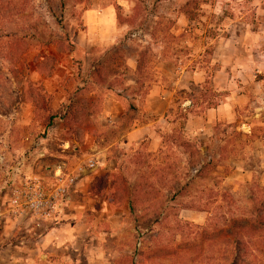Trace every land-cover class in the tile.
<instances>
[{"label":"rangeland","instance_id":"1","mask_svg":"<svg viewBox=\"0 0 264 264\" xmlns=\"http://www.w3.org/2000/svg\"><path fill=\"white\" fill-rule=\"evenodd\" d=\"M187 1L193 19L186 17L188 23L181 32L183 36L172 38L169 29ZM190 1L0 2V25L4 32L16 34V39L4 37L0 50L18 40L15 50L23 48L16 58H0V214L11 218L7 199L19 175L36 174L48 180L49 169L58 161L73 166L88 156L98 161L90 171L104 173L97 175L88 187L96 211L84 212V220L72 230L82 240L72 245L61 243L64 249L57 252L65 255L68 264L263 262L264 230L256 239V245L247 251L231 242L226 229L231 216L252 219L264 210V0H195V5ZM102 8L120 13L122 22H127H116L120 31L116 32L115 40L106 45L97 43L103 35L105 40L110 39L107 29L95 19ZM227 42L239 48L243 42L249 43L247 51L253 55L255 64L223 67L221 58L230 56L227 48H221ZM112 45L114 49L110 50ZM146 49L149 50V75L144 78L135 74L134 66L138 54ZM114 50L123 57L117 59L122 84L112 83L109 88L92 85L93 62ZM236 53L241 55L239 50ZM48 55L55 59L54 70L45 77L36 64L40 56ZM162 60L172 61L180 70L201 71L205 78L191 91L179 94L173 109L176 120L185 113L182 106L185 100L190 101L185 110L193 113L205 110L210 104H219L231 91L239 90L248 100L236 104L234 120L215 123L214 134L209 140L195 141L199 150L193 157L175 147L167 134L164 136V122L155 124L165 142L162 150L154 156L140 150L132 161L135 160L138 172L149 176L157 195L147 206L140 205L130 212L126 199L110 201L112 188L108 173L122 168L129 186L133 184L138 173L131 172L136 169L128 163V149L121 145V136L132 126V118L146 122L153 117L141 110H128L118 122L102 115L90 118L82 126L87 132L83 144L78 147L76 142L73 145L67 142L63 122L55 118L47 126L48 117L52 109L63 108L74 92L86 83L92 85L93 92L132 97L139 90L126 85L133 83L135 77L145 81L144 85L158 79L154 69ZM220 70H223V77L232 79L231 89L214 90L213 77ZM253 77L260 82L259 88L250 92L241 90L244 85L247 90L246 79ZM128 120L130 123L126 125ZM103 167L105 169L101 170ZM199 169L203 177L197 175ZM181 186L185 188L183 193L173 194ZM225 193L231 197V202L221 198ZM214 195H218V208L216 218L208 225L209 213L202 208ZM185 205L188 208H180ZM102 207L106 208L104 215ZM171 211L190 223L183 226L181 232L171 227L170 214L164 219V214ZM63 222L61 216L55 221L38 223L25 216L10 240H26L25 245L31 247L38 242L34 239L38 232ZM49 257L57 256L52 253ZM58 259L57 262L63 261L60 256Z\"/></svg>","mask_w":264,"mask_h":264},{"label":"crops","instance_id":"2","mask_svg":"<svg viewBox=\"0 0 264 264\" xmlns=\"http://www.w3.org/2000/svg\"><path fill=\"white\" fill-rule=\"evenodd\" d=\"M95 17L98 22L95 21L99 23L102 28L107 29L110 34V39L105 40V35H103L97 43L101 45L112 43L116 38V32L120 31L116 27V14L112 13L110 9L102 8L98 10V14L95 15ZM187 23L188 19L180 12L169 29L171 34H180L185 26H187ZM222 46L225 47H221L223 48L222 50L227 48L230 55L221 58L223 67L236 64H242L247 67L255 64L253 55L247 51L249 43L243 42L240 48L234 47L228 42ZM238 50L241 55L236 53ZM155 68L156 69L154 70L158 79L152 81L143 102L140 103L134 101L131 97L127 98V96L123 94L120 96L118 93L106 92L103 99V109L100 113V115L107 116L118 122L121 120V115L128 107L129 99L134 104L141 105V108L138 110L153 117L152 120L146 122H139L137 118H132V126H130L125 134L121 136V145L128 149L127 154H129L128 156L130 157L128 163L133 166V169H136V173H138L137 168L134 166L136 163L135 160H132L136 159L140 150L145 151V154L147 155L154 156V153L161 151L164 146L165 142H163V137H160L158 134L160 132L157 129L158 125H155L158 122H164V131H166L164 136L172 131L181 129L184 138L187 140L201 142L209 140L212 137L215 131V123L217 121L227 120L228 122H231L234 120L236 104H242L248 100V97H246L245 94L240 93L239 90L237 92L231 91V94L216 106H209L201 112H187L185 118H181L179 115L180 119L176 120L174 118L175 113L173 109L176 106L179 94L191 91L194 86H198L204 82L205 78L201 71L180 70L170 60H162L158 62ZM135 70L136 66H134V71ZM222 71L223 70H220L213 77L212 86L215 91L229 90L233 86L232 79H229V77L227 78V76L223 77L224 73H222ZM136 79L137 78L135 77L134 82L126 86H134ZM246 82L248 83L247 90H245V85L241 87V90H244L245 92H250V90H254L256 87L259 88L260 86V82L255 80L254 77L246 79ZM67 142L69 141L67 140ZM136 151L138 152L137 154H135ZM84 158L83 160L79 159L78 162H80V160L85 161L88 158L95 159L92 156ZM95 160L98 162L97 159ZM78 162L76 161L75 164ZM104 169L105 167L101 168V170ZM117 170L118 169L116 168L111 170L108 173L109 177L111 173H114ZM107 171L108 169L105 172ZM100 174L104 173L101 172L97 174L96 171L91 172L90 170H87L81 175L69 197V200L62 209L60 216L61 219L64 220L63 224L56 227H45L44 230L38 232L36 238H34L35 240L38 239V242L31 246L33 248L25 245L26 240L23 241L19 239L14 242L10 240V237L14 234L16 229L20 227L22 217L11 216V218H9L0 214V223H2V228L0 227V264H68L64 259L65 255H58L57 252L59 249L61 251L64 249V245L61 243L65 244L68 242L72 245L73 243L82 240V237L77 235V233H74L72 230L77 229L79 223L84 220L82 216L84 212L89 210L96 211V208L92 207V198L89 195L88 187L92 180ZM105 211L106 208L102 207L103 215ZM103 219H106V217H103ZM52 253L57 257H49ZM58 256H60L64 262H57L59 260ZM42 258L44 260H42Z\"/></svg>","mask_w":264,"mask_h":264},{"label":"trees","instance_id":"3","mask_svg":"<svg viewBox=\"0 0 264 264\" xmlns=\"http://www.w3.org/2000/svg\"><path fill=\"white\" fill-rule=\"evenodd\" d=\"M192 4H196L195 0H191ZM190 1V2H191ZM1 2V0H0ZM189 1L185 2L184 10L180 12L186 15L188 19H193V15L189 10ZM131 18V17H130ZM116 19L118 23H127L125 20L122 22L123 18L121 17L120 13H116ZM130 21V20H129ZM129 23V22H128ZM174 23V22H173ZM172 23V24H173ZM1 24V22H0ZM3 26L0 25V41L6 38H14L16 39V34H10L8 32H4L2 29ZM172 38L181 37L183 33L179 34L178 36H174L173 34L169 33ZM19 41V40H18ZM18 41H14L9 47L5 50H0V58H16L22 49L19 51L15 50V45H17ZM114 49V45L111 46L110 50ZM118 53L114 50L109 55L104 56L102 59H97L93 62V69L91 72V79L92 85H107L109 86L112 83L122 84L120 81V72H119V61L117 59L123 58L120 57ZM148 56L149 50L146 49L143 53H139L137 57V65L135 73L140 75V77L147 78L149 75L148 70ZM41 60L36 64V68L39 73H42L45 77H49L54 70V57L51 55L48 56H40ZM164 61V60H163ZM122 74V73H121ZM150 79V78H148ZM152 80V79H151ZM149 80V81H151ZM145 81L140 80L139 78L136 79L134 88L139 90L138 93H134L131 97L132 100L137 102H143L146 94L150 88L151 83L146 85ZM89 86V84H85L82 87H79L77 91L68 99V103L63 106L61 109H52L51 113L48 117L47 126L51 125L55 118H59L63 122V131L64 136L73 145V142H76V146L83 143V138L85 133L87 132L85 128H83V124L90 118H95L100 115L103 109V99H104V92L97 93L96 91L93 92V87ZM87 93V94H84ZM89 95V96H88ZM121 96V94L118 93ZM37 105V104H36ZM36 105L34 107L36 108ZM217 103L210 104L209 106H215ZM141 108L140 104H134L133 102L128 103V107L126 111L121 115V119H124L126 116V112L128 110L135 111ZM185 113L182 114V117H186L187 112H191L188 110H184ZM130 121L126 122L128 125ZM216 126V125H215ZM168 140L171 141L175 147L181 148L184 153H187L190 157L195 156L198 153V146L195 142H191L184 138L181 129L172 131L166 135ZM138 152L136 151L135 154ZM139 154V153H138ZM135 173V171H131ZM123 169L118 168V170L114 173L110 174V185L112 188L111 193L109 194V199L112 202H120L123 199H126L128 204V209L132 212L137 207L140 208L141 206H147V204L156 198L157 189L154 186L153 182L149 180V176L146 175L144 172H138L135 174V181L132 185L129 186L128 179ZM199 174H201V169L198 170ZM203 177V176H202ZM104 178V177H102ZM176 189L173 194H180L183 193L185 189L184 186L179 187ZM182 190V191H181ZM180 191V193H179ZM218 195H214L212 197V201L209 202L206 206L202 209L209 213L206 224H210L212 220L216 218V210H217V198ZM174 198L172 195L171 199ZM222 199H228V201H232L231 197L228 194H224L221 196ZM230 201V202H231ZM227 202V201H226ZM181 209L188 208V206H181ZM169 212V211H168ZM164 214V219L168 217L170 214L169 221L171 222V227L179 232H181L182 227L185 225H189L190 223L183 221L180 219L179 214L176 211H171L170 213ZM264 230V210L262 211L261 215H256L252 219H242L238 217H230L228 225H227V235H229L231 242L236 244L237 246L245 247L247 251L253 248L252 246L256 245V239L262 235V231ZM264 246V240L262 241ZM168 250L164 253L167 254ZM251 264H254L251 261ZM260 264H264L263 262Z\"/></svg>","mask_w":264,"mask_h":264},{"label":"built area","instance_id":"4","mask_svg":"<svg viewBox=\"0 0 264 264\" xmlns=\"http://www.w3.org/2000/svg\"><path fill=\"white\" fill-rule=\"evenodd\" d=\"M189 103V100L182 102L184 110ZM96 165L97 162L93 158L73 166H69L65 161H58L49 169L48 180L36 174L17 176L18 182L11 188L7 199V211L15 217L29 216L37 223L57 220L78 179Z\"/></svg>","mask_w":264,"mask_h":264}]
</instances>
